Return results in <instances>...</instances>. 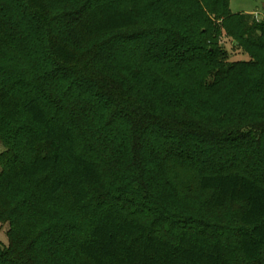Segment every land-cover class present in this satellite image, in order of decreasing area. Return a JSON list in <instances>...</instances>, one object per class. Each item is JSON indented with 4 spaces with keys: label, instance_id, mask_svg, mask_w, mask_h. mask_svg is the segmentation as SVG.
I'll return each instance as SVG.
<instances>
[{
    "label": "trees",
    "instance_id": "16d2710c",
    "mask_svg": "<svg viewBox=\"0 0 264 264\" xmlns=\"http://www.w3.org/2000/svg\"><path fill=\"white\" fill-rule=\"evenodd\" d=\"M188 1L182 5L187 11L180 16L181 28H174L176 24L163 31L153 28L163 33L156 40L151 35L130 36L137 20L114 0L83 4L68 22L81 40H99L93 45L98 49L109 42L113 43L109 48L119 52L133 42L141 44L131 50L143 68L194 74L191 80L198 94L237 90L232 104L247 110L264 98V17L232 13L229 0ZM23 2L30 15L13 7L14 17L9 19L10 6L0 1V43L21 40L20 28L35 29L46 17L44 0ZM218 27L238 35L247 46V60L231 61L212 44ZM147 37L149 41L142 44ZM45 50L51 69H37L32 79L19 69L0 67V140L7 148L0 155V224H8L9 239L8 246H0V264H48L53 243L68 245L87 264H264V149L256 152L261 157L250 152L252 144L264 137V113L243 124L256 130L253 134L245 128L222 134L189 120L163 126L169 138L165 157L193 169L198 187L213 192L214 206L236 201L244 207L235 243L187 229L171 241L106 199L97 162L84 153L90 142L82 150L76 145L71 106L52 86L64 81L70 87H83L100 73L92 74L87 62L78 65L74 50L56 38L47 40ZM238 132L251 141L227 146ZM23 150L28 152L26 158ZM48 203L66 208L72 220L63 226L49 221L43 208ZM42 259L46 261L41 263Z\"/></svg>",
    "mask_w": 264,
    "mask_h": 264
},
{
    "label": "rangeland",
    "instance_id": "374dc122",
    "mask_svg": "<svg viewBox=\"0 0 264 264\" xmlns=\"http://www.w3.org/2000/svg\"><path fill=\"white\" fill-rule=\"evenodd\" d=\"M0 1L10 6L9 19L14 17L13 7L24 15L29 14L23 0ZM95 1L44 0L47 15L40 18L39 27L31 30L20 28L25 45L21 40L12 45L0 43V67L19 69L26 79H32L37 69H51L52 64L46 60L47 40L56 38L68 44L76 54L78 65L87 62L92 74L94 71L100 74L91 77L89 84L83 87H70L64 81L52 87L71 106L77 147L82 150L85 143L90 142L84 153L97 162L107 187L106 199L117 203L127 215L138 218L153 232L171 241L180 230L187 229L211 240L220 238L235 243L243 204L227 201L222 206H214L213 192L198 187L193 169L179 166L165 157V140L169 138L162 129L166 125H176L180 120H189L222 134L241 128L253 134L256 130L250 131L243 124L255 122V115L264 113V98L259 97L261 99L258 98L242 112L239 105L232 104L237 90L201 95L192 85L194 74L178 76V72H156L149 66L143 68L134 56L135 49L141 46L139 43L133 42L130 48L125 47L120 52L109 48L113 44L110 42L109 45H101L102 49L93 47L100 41L81 40L70 29L68 20L76 10ZM114 1L137 20V27L128 31L130 36L151 35L155 40L161 38L162 31L170 28L171 24H176V29L181 28L180 16L187 11L182 5L189 2ZM229 9L232 13H251L262 19L264 0H229ZM208 17L213 19L212 15ZM216 24L219 25L220 21ZM158 27L162 31H152ZM218 29L219 34L212 44L224 50L231 61L247 60V46L238 35ZM157 117H163L165 121L157 120ZM261 133H264V128H261ZM248 140L251 141L249 135L246 137L243 132H238L234 142L228 139L227 146L235 147L242 142L248 143ZM6 149L0 140V155ZM263 149L264 137L259 144H252L250 152L253 157H261L257 153ZM23 152L26 158L28 152ZM257 163L260 165V159ZM2 168L0 162V171ZM43 208L49 216L47 219L58 222L60 226L73 218L66 208L54 203L44 204ZM7 229V223L0 224L1 247L8 246ZM50 250L51 261L48 264H87L64 243H53ZM241 261L238 258V262Z\"/></svg>",
    "mask_w": 264,
    "mask_h": 264
}]
</instances>
